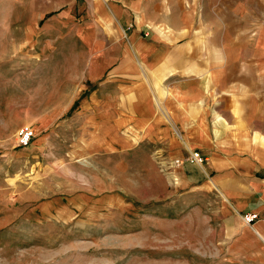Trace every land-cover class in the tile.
Instances as JSON below:
<instances>
[{
    "label": "rangeland",
    "instance_id": "obj_1",
    "mask_svg": "<svg viewBox=\"0 0 264 264\" xmlns=\"http://www.w3.org/2000/svg\"><path fill=\"white\" fill-rule=\"evenodd\" d=\"M261 2L264 11V0H187L205 71L165 78L129 40L103 39L116 29L94 24L85 0H55L54 8L0 0V264H224L233 202L214 181H196L216 175L198 149L166 145L148 118L179 137L173 120L191 113L176 102L197 95L181 90L180 78L205 84L202 96L213 104L201 107L211 125L216 113L223 123L233 121L231 110L239 117V104L225 100L254 97L243 88L260 78L244 63L254 42L239 29L259 16ZM228 35L235 78L227 57L224 73L206 71L215 48L227 52ZM188 60L191 70L197 60ZM24 128L33 132L28 144ZM252 138L256 151L260 138ZM195 152L201 162L187 160ZM179 158L194 165L187 172L196 180H182Z\"/></svg>",
    "mask_w": 264,
    "mask_h": 264
},
{
    "label": "crops",
    "instance_id": "obj_2",
    "mask_svg": "<svg viewBox=\"0 0 264 264\" xmlns=\"http://www.w3.org/2000/svg\"><path fill=\"white\" fill-rule=\"evenodd\" d=\"M54 1L48 0L51 8H54ZM85 2L94 24L101 25L103 29L109 26L116 29L114 33L104 32L102 38L112 41L129 40L139 50V55L144 61L152 62L149 63L151 71L166 74L163 75L165 78H170L173 72L182 74L191 71L196 72V76L204 73L205 65L198 61L204 57V51H201L203 47L198 50V46L193 44L198 40L201 41L202 35L199 37L196 33L198 24L193 27L192 22H189L187 0H85ZM252 7L254 6L251 5ZM46 13L51 14L50 11ZM239 30L245 41L254 42L253 48L247 52L250 60L244 63L246 67H251V73L256 72L260 75L257 79L251 76V83L246 81L243 83V88L251 87V92L254 93L253 98H226V103L234 106V110L239 104L241 110L239 117H236V113L232 114L231 110L233 121L229 123L225 120L226 123H223L216 113L217 121L215 125H211L212 120L209 115L211 113H205L204 107H201L213 104V102H206L202 96L206 88H204L205 84L202 80L195 79L189 82L188 79L186 81L180 78L175 81L181 90L185 88V92L192 91L197 95L189 96L184 99L185 101H175L180 105H189L186 112L191 113L186 114L184 118V113L179 112L180 118L173 120V127H177L179 137L174 136L171 127H162L160 120L153 117L151 112L148 121L153 124V136L164 139L168 146H179L180 152L198 149L207 159L210 172L216 173L215 176L211 175L213 178L209 181L204 179L203 175V179L196 180L190 178L187 172L192 170L194 165L185 163L186 165L180 166L179 174L182 180H189V182L196 180L202 182L205 187H211L210 182L214 181L213 185L217 187L225 200L233 202L234 211L226 221L227 256L224 257V264H264V11L262 2L259 4V16L256 12L249 23ZM231 39L234 40L235 35H232ZM227 40V52L224 47L223 52L220 47L212 49L213 51L209 54L211 68H207L206 71L223 72L222 68L225 64L220 58L227 57L226 72L229 78L232 75L235 78L237 49L235 43L231 46L229 35ZM172 42L175 43L172 45ZM191 47L196 51L189 54L187 49H192ZM189 58L197 60L196 66L193 63L190 64L191 70H188ZM220 80L221 77L218 75L216 82L219 83ZM232 87L237 88L235 84L228 85L229 90ZM198 94H201V97ZM255 96H258V99ZM188 121H195L196 124H189ZM256 121H259L258 127L255 124ZM221 123H223L222 128L219 125ZM252 136L260 138V145H257L256 151L252 150L254 142ZM255 170H259L258 175L254 173ZM248 212L259 214V218L251 225L246 224L243 219V214Z\"/></svg>",
    "mask_w": 264,
    "mask_h": 264
},
{
    "label": "built area",
    "instance_id": "obj_3",
    "mask_svg": "<svg viewBox=\"0 0 264 264\" xmlns=\"http://www.w3.org/2000/svg\"><path fill=\"white\" fill-rule=\"evenodd\" d=\"M32 133H33L32 130H30L29 128L22 129L20 134L22 144H28L31 141ZM187 160L191 162L194 161L201 162L202 157L199 152H195L192 155L188 156ZM175 164L180 166L181 164H183V162L179 158L175 160ZM256 218H258L257 213H248L243 216L244 221L249 225L252 224V222H254Z\"/></svg>",
    "mask_w": 264,
    "mask_h": 264
}]
</instances>
